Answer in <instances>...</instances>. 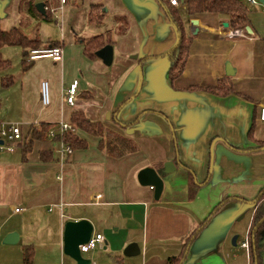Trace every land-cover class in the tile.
Returning <instances> with one entry per match:
<instances>
[{"label":"crops","instance_id":"obj_1","mask_svg":"<svg viewBox=\"0 0 264 264\" xmlns=\"http://www.w3.org/2000/svg\"><path fill=\"white\" fill-rule=\"evenodd\" d=\"M39 2L45 3L50 18L39 17L46 14L37 9ZM60 2L0 0L4 30L17 26L27 34L33 20L60 13L55 18L61 19V37H40V29L27 35L40 39V48L57 42L64 51L61 61H30L20 80L13 75L2 79V85L13 79L6 88L19 84L21 104L19 115L9 122L0 113V123L19 124L23 139L5 141L12 149L0 150V241L17 232L16 243L26 242L23 252L26 245L45 243L35 249V255L46 256L45 264H76L63 251L65 224L87 219L92 235L105 238L102 247L83 253L91 264H170L171 257L182 254L180 264H252L249 232L255 200L264 188V121L259 117L264 106V3L247 4L250 31L232 29L219 14L185 13L194 39L185 69L172 83L166 55L176 46L178 33L159 0H75L72 6L67 0L58 10ZM93 4L103 5L105 17L108 11L115 17L112 29L106 30L113 39L111 66L97 56L89 58L78 40L104 33L103 27L92 29L88 22ZM192 19L199 20L196 34ZM19 48L23 59L24 49ZM77 78L75 104L70 105L64 95ZM220 80L230 93L204 90L217 87ZM42 81L50 84L49 106L41 101ZM191 86L200 89L185 90ZM76 111L121 135L132 129L127 133L138 150L110 156L100 148V136L78 129L88 146L65 159L50 134L25 151L32 127L72 123ZM106 112L110 116L104 119ZM43 152L49 159H42ZM166 162L175 164L171 173ZM145 167L155 168L164 180L158 200L154 188L139 183L138 173ZM16 207L22 210L16 212ZM247 237L248 249L242 246ZM131 243L140 248L136 256L124 254Z\"/></svg>","mask_w":264,"mask_h":264},{"label":"trees","instance_id":"obj_2","mask_svg":"<svg viewBox=\"0 0 264 264\" xmlns=\"http://www.w3.org/2000/svg\"><path fill=\"white\" fill-rule=\"evenodd\" d=\"M164 10L169 17L170 21L174 24L179 35V42L168 53L167 57L170 61V67L168 70V76L173 83L179 76L182 75L188 57L190 48L194 39V35L191 34L185 26V22L182 17L181 11L183 10L188 17H197L203 13H214L224 17L230 23L232 29H244L250 25L249 7L243 0H180L179 7L172 6L169 0H159ZM181 7V9H180ZM32 9L35 13H38L35 4L32 3ZM39 17L43 19L50 18L49 11L46 10L45 15L38 13ZM103 5L93 4L88 11V22L96 25L104 19ZM126 19V18H125ZM121 22V19H118ZM124 21V20H123ZM84 45V53L91 59L96 58V51L101 49L107 44L113 42L112 33L108 36L96 35L91 38H79L78 39ZM42 41L37 38H30L21 27H12L10 30H4L0 26V71H4L11 67V61L5 59L2 56V48L4 46H19L24 49L22 59V69L27 70L31 66V62L27 61V56L32 49L40 48ZM57 42H54L50 46H56ZM147 58V57H146ZM10 81L4 82V86L10 84L13 81L12 77L8 78ZM224 80H220L217 87L204 88L206 91L213 92L215 94L226 95L230 93L231 89L225 85ZM200 87L191 86L187 91H196ZM203 89V88H202ZM72 124L78 129L87 132L89 134L100 136V148L104 149L110 156L121 157L128 153L136 152L138 145L135 140L129 135H121L114 130L105 127L99 121H92L89 119L83 111H76L72 114ZM53 126L51 124L42 123L40 127H32L29 135L24 140L25 151H29L35 140L45 139L50 129ZM69 132L63 135L65 143L72 146L73 149L86 148L88 143L86 140L81 139L77 133ZM264 146V142L260 144ZM261 148V147H259ZM47 152L42 153V159H49ZM255 211L253 215L252 224L250 227L249 238L252 252V264H264V188L258 194L255 200ZM197 231L191 233L186 239V246H188L193 238L196 236ZM24 264H32L35 257V248L32 244L24 246ZM184 254L180 257H171L169 259L170 264H180Z\"/></svg>","mask_w":264,"mask_h":264},{"label":"rangeland","instance_id":"obj_3","mask_svg":"<svg viewBox=\"0 0 264 264\" xmlns=\"http://www.w3.org/2000/svg\"><path fill=\"white\" fill-rule=\"evenodd\" d=\"M73 4H75V0H69L68 5L72 6ZM181 13L183 17L186 15L183 10L181 11ZM56 15L58 16V18L60 17V13H53V18L50 20H44V21H40V20L34 21L33 20V23L28 27L27 34L29 33L32 36L35 31L40 29L39 30L40 37L44 35H47V37H50V38H54L58 35L61 37V34L63 32L61 28V19H56L55 18ZM63 21H64V30L66 32L65 34L67 35L69 33L68 19L64 17ZM102 21L94 25L92 29H100L103 27L104 33L100 35H103L105 37V35L106 36L109 35L110 32L106 30L112 29L115 23V17L112 15V13L108 11L104 21L103 22ZM1 52H2L3 58L9 59L11 61V67L0 72V102H1L0 113H1V119L4 122H7L11 116L19 115L17 113L18 111L17 107L19 106V104H21V90H20L19 84L14 85L10 88H6L4 85H2V79L4 81L5 77L13 75L15 80H18V79L20 80L21 77L19 78V76L22 75L23 72L25 71L22 70V66H21V61H22L21 59L22 49L21 48L17 46H4ZM116 52H117V49H116ZM78 74L80 78H82V75L79 72ZM78 78L77 80L79 81ZM8 80L9 79H7V81ZM107 114L108 112H106V114L103 116L104 119H107ZM129 130L131 129L126 130L127 135H130L128 134ZM25 243H26L25 241L21 240L20 242L15 243V244H5L3 243V240H1L0 241V264H24L23 263V257H24L23 244ZM49 243H51L52 245L55 244L54 241L52 242L50 241ZM44 244H45L44 242L38 241V243H34V247L36 250L38 248V251H39L41 250V247ZM236 249L243 251V252L246 251L245 249H239L238 247H236ZM45 257L46 256H44L42 253L38 254L37 252L32 264H45L46 262H48V259L47 258L45 259ZM84 257L87 258L86 255H84Z\"/></svg>","mask_w":264,"mask_h":264},{"label":"built area","instance_id":"obj_4","mask_svg":"<svg viewBox=\"0 0 264 264\" xmlns=\"http://www.w3.org/2000/svg\"><path fill=\"white\" fill-rule=\"evenodd\" d=\"M245 3L250 5H258L262 4L261 0H243ZM67 0H61L60 7L58 10H62L64 4ZM172 6L178 7L180 5V0H169ZM264 7V6H263ZM63 48L59 45L56 46H48L43 48H36L30 50L27 60L34 61L41 58H51L54 61H61L63 59ZM79 81L74 80L67 88L65 92V100L68 104L74 105L76 100V94L78 89ZM41 101L44 106H49L51 103V93H50V84L48 81H42L41 83ZM259 117L262 121H264V106L261 107L259 112ZM76 126L72 123L60 122L57 128H53L49 131L51 137H53L58 145H59V153L62 159H65L66 156L73 153L74 149L69 144L65 143L63 140V135L69 132H75ZM23 139L22 130L19 124L17 123H0V150H10L12 147L4 144L5 141H15ZM16 212L22 210L19 207L14 209ZM105 244V238L102 234L92 235L90 240L80 245V251L82 253H86L97 246L102 247ZM243 247L248 249L249 247V239L248 237L242 243Z\"/></svg>","mask_w":264,"mask_h":264},{"label":"water","instance_id":"obj_5","mask_svg":"<svg viewBox=\"0 0 264 264\" xmlns=\"http://www.w3.org/2000/svg\"><path fill=\"white\" fill-rule=\"evenodd\" d=\"M184 1V0H181ZM264 3V0H261ZM37 9L45 14V3L39 2L36 5ZM191 24L195 27L194 34L198 32V19H192ZM247 30H251L249 26L246 27ZM179 42V35H178ZM177 42V44H178ZM96 56L99 57L103 63L107 66H111L114 61V47L111 44H107L98 51H96ZM232 72L228 70L230 75ZM110 114L107 115L109 117ZM132 129L129 130V133ZM2 142V141H1ZM174 162H166L165 169L168 173L175 170ZM139 183L143 186H149L154 188V198L156 200L160 199V196L164 190V180L158 174L155 168L145 167L138 173ZM94 232L93 224L87 220L82 219L79 221L70 220L65 224L64 230V245L63 251L66 255L70 256L76 264H91V260L84 257V254L80 251V245L87 243ZM19 234L17 232H12L6 235L4 238V243L14 244L18 241ZM237 237H234L233 243L236 244ZM140 253V248L137 243H131L124 249V254L126 256H136Z\"/></svg>","mask_w":264,"mask_h":264}]
</instances>
